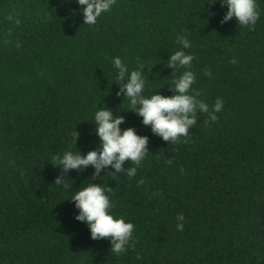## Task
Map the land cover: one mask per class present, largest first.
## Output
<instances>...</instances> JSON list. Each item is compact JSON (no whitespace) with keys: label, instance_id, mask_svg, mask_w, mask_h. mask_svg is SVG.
I'll return each mask as SVG.
<instances>
[{"label":"trees","instance_id":"1","mask_svg":"<svg viewBox=\"0 0 264 264\" xmlns=\"http://www.w3.org/2000/svg\"><path fill=\"white\" fill-rule=\"evenodd\" d=\"M256 2L260 18L247 28L235 17L221 23L220 0H116L95 25L76 0H0V264H264V0ZM178 36L191 42L198 99H222L223 109L216 122L198 113L191 139L171 144L117 95L112 61L143 65L145 95H172L185 70L167 66ZM99 107L148 137L135 177L109 166L93 181L111 188L112 213L135 225L120 255L75 219L70 196L94 167L50 163L99 148Z\"/></svg>","mask_w":264,"mask_h":264},{"label":"clouds","instance_id":"2","mask_svg":"<svg viewBox=\"0 0 264 264\" xmlns=\"http://www.w3.org/2000/svg\"><path fill=\"white\" fill-rule=\"evenodd\" d=\"M76 2L81 6L84 24L95 25L102 14L111 11L116 0H76ZM220 3L228 8L221 23H227L235 17L241 27L253 28L260 18L261 13L256 0H220ZM15 22L20 23L19 19ZM176 42L182 47L170 54L167 66L174 71L178 68L185 70L172 81V95L166 96L158 91L145 95L147 81L143 65H138L130 71L119 56L114 57L112 61L117 73L115 82L121 85L117 95H123L128 99L130 110H135L137 115L143 118L144 126L150 125L153 133L171 144L182 139H191L189 132L197 125L198 113L207 114L210 122H216L217 113L223 109L222 99L218 98L211 107L204 100L198 99L200 92L192 87L196 83V73L190 70L194 57L184 51L191 47V42L186 36H178ZM204 75L210 76V70H205ZM124 119L122 115L114 116L111 108L99 107L94 113L93 120L96 125L95 133L100 140L99 148L88 151L87 154L69 149L50 158V163L63 172L85 169L89 165L94 167L91 182L80 187L70 196L78 210L75 219L87 224L93 240L110 238L111 252L117 255L127 252L132 245L135 225L127 221L124 216H116L112 213L113 203L108 195L111 188L93 181L109 166L114 171L107 173L117 175L123 172L129 178L135 177L137 168L147 156L148 137L139 135L133 127L122 129ZM72 136L76 145L79 133L75 130ZM126 161L135 166L125 167ZM65 180L63 176H59L55 184L61 186L63 190H68L70 186ZM176 219L177 230L183 231L185 220L183 213L178 214Z\"/></svg>","mask_w":264,"mask_h":264}]
</instances>
